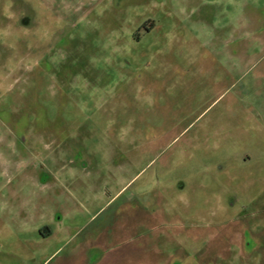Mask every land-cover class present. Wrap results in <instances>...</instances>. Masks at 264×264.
Here are the masks:
<instances>
[{"label":"rangeland","instance_id":"374dc122","mask_svg":"<svg viewBox=\"0 0 264 264\" xmlns=\"http://www.w3.org/2000/svg\"><path fill=\"white\" fill-rule=\"evenodd\" d=\"M0 264H264V0H0Z\"/></svg>","mask_w":264,"mask_h":264},{"label":"flooded vegetation","instance_id":"af4514ba","mask_svg":"<svg viewBox=\"0 0 264 264\" xmlns=\"http://www.w3.org/2000/svg\"><path fill=\"white\" fill-rule=\"evenodd\" d=\"M145 25H146V24H145ZM145 25H144V26H145ZM145 28H146V30H147V29L149 30V29H151V28H152V26H150V27H145Z\"/></svg>","mask_w":264,"mask_h":264}]
</instances>
